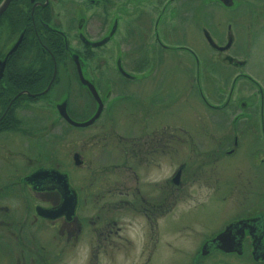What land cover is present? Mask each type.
<instances>
[{"label":"flooded vegetation","instance_id":"af4514ba","mask_svg":"<svg viewBox=\"0 0 264 264\" xmlns=\"http://www.w3.org/2000/svg\"><path fill=\"white\" fill-rule=\"evenodd\" d=\"M6 1L0 0V7ZM227 3L225 0L7 1L0 13V61L19 38L20 42L2 71L0 67V96H4L0 97V166L6 168V165L11 170L0 173V246L4 247L1 254L5 252L7 256L8 252L10 258L18 254L14 264H57L60 261L67 264L84 242L82 246L88 251L86 259L90 264L97 263L100 256L107 257L110 264H264V89L256 77L243 70L246 61L241 57V43L237 44L241 9L249 3L242 0H227ZM212 7L233 10L235 17L233 20L220 18L221 23L212 25L213 16L209 13ZM197 30L203 39L200 44L193 38ZM207 36L216 47L210 45ZM228 42V48L219 49ZM196 46L210 47L216 53L211 56L213 70L223 71L219 78L224 76L225 81L221 83L228 90L221 88L220 94L227 93V97L218 95L217 99L222 101L215 100L221 105L213 106L205 97L204 87L211 83L210 61L209 57L199 56ZM164 55L170 61L180 58L183 87L196 91L210 107H227L225 113L211 120L203 119L201 125L195 123L193 130L183 128L184 121H178V115L168 112L176 100L172 94L178 76L171 70L170 76L165 73L157 77L156 74L152 82H148L150 76L144 73L148 56L161 58ZM182 55L189 58L187 64L182 62ZM128 57L138 58L135 63L139 71H143L141 75L127 77L119 71L117 65L123 67ZM19 58L26 59L27 65L15 64ZM48 59L52 62L51 71L46 65ZM91 59L99 62L93 65L89 62ZM77 64L101 99L105 90L100 83L101 74L106 73L107 67L110 70L112 64L127 81L138 83L135 92L121 95L125 96L123 100L131 101L143 121L142 129L132 133L111 131L107 135L100 131L86 137L89 141L100 137L99 141H94L95 146L103 142L104 152L99 163L80 149L72 153L74 168L86 170L76 177V181H81L79 189L71 185L70 175L64 169V128L66 125L76 127L57 108L65 101L69 117L80 121L89 118L97 107L96 100L80 81ZM172 76L176 79H171ZM166 79L168 88L164 87ZM147 85L156 91L153 98L147 96ZM163 89L173 92L164 93ZM72 97L82 109L72 108ZM161 112L170 113L171 121H161ZM211 122L213 127H210ZM215 135L216 145L204 147L208 139L202 143L200 138L205 140ZM49 137L52 146L51 151H47L52 155L44 157L42 149L48 143L43 144L42 139ZM109 138L113 139L115 148L120 149V160L119 154L114 156L106 148ZM246 141L249 142L251 178H228L223 171V178L215 179L217 184H209L217 185L215 190L220 191L217 199L228 203V209L220 214L216 225L202 224L205 216L201 208L207 202L192 204L173 215L185 186L190 187L193 181L188 179L184 183L183 171L205 170L222 157L231 158ZM179 142H185L184 153L178 152ZM90 143L92 146V141ZM54 149L60 153L58 156ZM33 151L36 153L32 156ZM75 153L78 154L77 164L73 161ZM163 163L174 166V174L166 182L167 189L157 172ZM41 169L67 174L76 193L72 216L62 214L50 218L37 211L38 207H57L62 200L58 188L41 190L28 182L27 177ZM114 169H118L117 178H113ZM179 169V182L175 184L172 178ZM203 180L206 181L204 177L200 179ZM31 181L48 186L47 181L60 180L38 176ZM83 181L111 182L105 192V211L95 214L89 221V225L92 224H87L86 228L77 211L85 199V193L81 198L79 192L85 188ZM130 181H134L133 185ZM138 181L145 182L139 186ZM118 194L122 198L116 203ZM23 197L29 198L25 204ZM129 212L138 224L130 230L126 227ZM37 231L41 233L40 238ZM5 259H1L0 264Z\"/></svg>","mask_w":264,"mask_h":264},{"label":"rangeland","instance_id":"374dc122","mask_svg":"<svg viewBox=\"0 0 264 264\" xmlns=\"http://www.w3.org/2000/svg\"><path fill=\"white\" fill-rule=\"evenodd\" d=\"M245 1L248 4V6L245 8V5L241 9V14H240V24H241V33L237 37V44H240L241 48V57L242 59H245L246 63L243 66V70L248 72L249 74L253 75L256 77L261 84V86L264 89V0H242ZM210 16H213L212 20L210 23L212 25L216 24L217 22L221 23L222 20L220 18H226V19H232L235 17L234 11L233 10H226L222 11L219 8L210 9L209 10ZM219 18V19H217ZM237 19V18H236ZM237 27V26H236ZM239 28V27H237ZM200 32L194 31V40L198 41L199 44L203 42V39L200 37ZM151 44V43H150ZM196 48L198 51H200V57L202 58H208L209 57V65H210V85L208 87H204V92H205V97L207 100H209V103L212 104L213 106H218L221 105L222 103L216 104L215 100L218 102H221L222 100H218L217 96L219 95L222 98L227 97V93L224 95L220 94L221 88L223 91L228 92L226 85L221 82L225 81L224 76L222 78H219V73L223 72L221 70H213V65L214 62L211 58V56L216 55L214 51L209 47V48H201L200 46ZM207 52L205 53L204 50ZM203 51V55L201 52ZM186 55V54H183ZM182 55V62L185 64L186 61L189 62V58H186ZM155 56V55H154ZM167 56V55H166ZM165 55L161 58H158L157 56L152 58L148 56L145 61V69L144 73L150 76L148 79V82H152L153 76L156 74L159 77L162 74H169V72L172 70V72H175V75L177 77V83H173V88L177 86L173 90H167L163 89L162 91L164 93L167 92H173L172 97L176 100H174V104L172 108L169 109L168 112L174 113L177 116L178 121L183 120V128L186 129H194L195 128V123L201 125L202 122L201 120L205 119L211 120L214 119V116L220 115L225 113V110L227 107H220L219 109L216 107H210L205 102L202 100V98L197 94L196 91L190 92V89L188 87H183L180 84V80L182 79V76L184 73L181 71V64L180 63V58L177 57V59L173 58L171 61L169 58H167ZM138 58L137 57H131L126 59V61L123 62V67H121L126 73L132 75L134 74L135 76L141 75L140 72L143 73V71H139V65L136 64ZM157 61L156 64L151 63L152 61ZM179 61V63H178ZM90 63L93 65H97L99 60H90ZM136 62V63H135ZM168 62V64L163 65L162 63ZM135 63V65H134ZM111 65V64H110ZM115 65V64H114ZM114 65L112 64L111 69L109 70L107 67V70L105 71L106 73L101 74L102 81L100 83L103 84L105 87V90L103 89L102 92V101L104 104L105 112L102 113L100 118L90 127L87 128H82V127H70L68 125L65 126V135H64V169L68 174L70 175L71 178V185L77 189L80 186L81 181H76V177L79 175H82V173H85L86 170H80L77 171L74 168L73 162H72V153L77 149L81 150L82 153L87 156L88 158H91L94 162L99 163L100 158L102 156V153L104 152L103 150V142H99L97 145L98 147L95 146V140L99 141L101 138L96 137L93 139H90L92 141V146H91V141H89L88 136L93 137L94 132H105L106 134L110 133L111 131H115L118 133H124L125 131L128 133H132L134 131H138L142 129V123L143 121L140 119V115L137 111H134V107L132 106L131 101H125L123 100L125 96L121 95L123 92H135L138 89V83L135 81H127V79L123 78L118 72L115 71ZM208 65V64H207ZM220 65V64H219ZM118 66V65H117ZM119 66H121L119 64ZM170 66V68L166 67ZM177 68V70L175 69ZM151 69V73L150 70ZM186 72V71H184ZM140 73V74H139ZM195 73L194 70V64H193V74ZM174 74V73H173ZM176 76H172V78L176 79ZM180 76V77H179ZM165 77V75H164ZM169 78V77H167ZM107 79V80H105ZM167 80V79H166ZM108 82V83H107ZM107 83V84H106ZM177 84V85H176ZM108 85L109 87H107ZM168 80L166 81V84L164 85L165 88H168ZM186 86V85H185ZM243 86V85H242ZM241 86V87H242ZM107 87V88H106ZM112 87V88H110ZM151 87V86H150ZM148 87L147 85V91L149 97L154 96L155 90ZM254 88V87H253ZM112 89V90H111ZM101 91V90H99ZM101 94V92H100ZM217 94V95H216ZM146 96V97H147ZM70 98L72 101L71 106L72 108L79 107L80 103L75 102V100ZM86 108H88L89 104L86 102L85 104ZM82 109V108H81ZM172 110V111H171ZM164 112V111H163ZM163 112H161V121L163 122H170L172 116L170 113L167 115H163ZM191 113L194 114V116H191ZM80 118V117H79ZM215 121V120H214ZM213 122H211V126ZM107 134V135H108ZM217 134V133H214ZM100 135V133H99ZM181 136V134H178ZM215 136L211 137H206L200 138L202 143L208 139L205 143H203L204 147H214L216 145L215 142ZM217 138V137H216ZM86 139V140H85ZM88 139V140H87ZM42 143H48L46 144L47 146L42 149L44 151L43 156L45 157L46 154H50L48 151H51V146H52V138L49 137L47 139H42ZM105 139L104 141H106ZM185 140V138H183ZM248 140V139H247ZM200 141V142H201ZM106 148L111 152L112 155L118 156L119 154V160L121 159V154H120V149L115 148L113 145V139L109 138L108 141H106ZM185 142H179L178 145V152L179 153H184L186 151L185 147ZM249 142L246 141L245 145H242L240 148L239 152L233 156V157H222L218 162L215 164L208 166L205 170L203 169H185L183 171L182 175V181L184 183H187L188 179H192L190 187L185 186L184 191L182 192V199L177 203L176 207L174 208V212H172L173 215H175L177 212L181 210H187L190 205L196 204L198 202H207L204 207L201 208V214L205 216L204 221L202 222L203 225L207 226H213L216 225L220 218V214L224 212L225 209L227 208L228 203L224 202L221 198H218V195L220 194V191L215 190L217 185L215 186H210L209 184H217V181L215 179L217 177L223 178L222 172H226V177L228 178H241L244 179L246 177L251 178V173L252 169L249 166V160H248V152L247 148H249ZM102 146V147H101ZM114 146V147H113ZM201 146V148H204ZM33 148L35 146L33 145ZM200 149V147H199ZM48 150V151H47ZM201 151V150H200ZM29 153V150H28ZM36 151H33L30 155H34ZM54 154L58 156L60 153L54 149ZM181 155L177 157V160L180 158ZM118 159L114 160L117 161ZM233 163V164H231ZM233 165V166H232ZM6 168H3L0 166V173H6V171L3 170H9L8 166L4 165ZM92 166V165H91ZM232 166V167H231ZM237 166V167H236ZM19 171H21V166L18 167ZM221 168H224L222 170ZM118 169H114V174L113 178L118 177ZM11 171V170H9ZM159 174V177H161V181L163 184V187L167 185V180L174 174V166L173 164L170 163H163L160 170L157 171ZM153 176V175H152ZM155 177V176H153ZM203 177L205 178L206 181H200L202 180ZM210 178L211 180H208ZM103 179H105V174L103 175ZM89 182V184H88ZM110 181H83V184L85 185L84 190H80V194H82L81 198L84 196L85 193V199L81 202L80 206H78V214L80 215L82 221H85V228L86 225H89V221L94 219L95 214H99V211H105V204H107V196L105 194L108 185ZM143 182L145 181H138V185L140 186L141 184L143 185ZM111 183V182H110ZM134 181H130V184L133 185ZM166 189L168 188L165 187ZM225 188V186H224ZM223 189L221 188V191ZM20 192H22L20 190ZM180 192V191H179ZM97 194V196H95ZM101 194L103 196L101 197ZM117 194V193H116ZM181 194V193H180ZM210 196L208 198V196ZM116 196V203L121 202L120 199L122 198V195H115ZM216 196V197H212ZM212 197V198H211ZM24 198V197H23ZM28 198V197H27ZM26 198V199H27ZM115 198V197H114ZM113 198V199H114ZM211 198V199H210ZM25 199V198H24ZM26 199L24 204L26 203ZM29 200V198H28ZM18 210V208H16ZM26 210H28V207H26ZM18 213L17 215H19ZM126 217V222H127V229L130 230L131 227H136L138 224L136 222V217L133 216V213H128ZM92 216V217H90ZM92 224V223H91ZM90 224V225H91ZM89 225V226H90ZM40 231H37V235L40 238ZM4 245V243H3ZM84 245V242L81 244V246ZM79 246L77 250L75 251L73 258L68 261L67 264H90L87 259H86V253L88 252L87 249L84 246ZM4 248L0 246V260L3 258H6L5 262L2 261V264H14L15 258L18 256L15 255L12 258H10L9 254L7 252V256H5V252L1 254V249ZM57 264H63L58 262ZM94 264H110L107 257L105 256H100L98 259L97 263Z\"/></svg>","mask_w":264,"mask_h":264},{"label":"water","instance_id":"95a60500","mask_svg":"<svg viewBox=\"0 0 264 264\" xmlns=\"http://www.w3.org/2000/svg\"><path fill=\"white\" fill-rule=\"evenodd\" d=\"M7 1L5 2L4 5H2L0 7V13L4 10ZM225 4H228L227 0H225ZM207 40L211 46L216 47L214 41L211 39L210 36H207ZM19 42H20V38L9 49V51L5 55V57L0 61L1 71H2V68L4 67V65L7 61V58L14 52V50L16 49ZM229 45H230V42H228L225 46L219 47V49H221V50L226 49V48H228ZM74 59L75 60L77 59L76 56L74 57ZM77 66H78L77 69H78L80 81L83 84V86L88 88V90L90 91V93L92 94L94 99L96 100L97 107H96L94 113L89 118H87L85 120H80V121L74 120V119L69 117V115L67 114L65 101L58 104L57 108H58L59 113L73 126H75V127H87V126L93 124L99 118V116L102 113L104 104H103V101H102L101 97L99 96L96 88L92 84V82H90L88 79H86L82 75L79 64H77ZM118 68H119V71L124 76L130 77V75L128 73H126L119 65H118ZM73 161L75 164L79 163L77 153H75L73 155ZM180 170L181 169H179L172 178V180L175 184L179 182V176H180V172H181ZM38 176L44 177V178H56L57 177V179H59L60 181H47L49 183L48 184L49 187L47 185L46 186H39L36 181H31V179H33L34 177H38ZM27 178L29 179L28 182L32 183L34 185V187L37 189H41V190L43 188H49V189L51 188L52 189V188L56 187L59 189V191L62 194V200H61V203L59 206L51 207V208H42V207L37 208V211L39 212V214L41 216L52 218V217L62 215V214H65L66 217H70L73 215L74 210H75V206H76V193L73 190V188L70 186L67 174H61L58 171H55L53 169H50V170L41 169V170H38L37 172L33 173L31 176H28Z\"/></svg>","mask_w":264,"mask_h":264},{"label":"trees","instance_id":"16d2710c","mask_svg":"<svg viewBox=\"0 0 264 264\" xmlns=\"http://www.w3.org/2000/svg\"><path fill=\"white\" fill-rule=\"evenodd\" d=\"M11 60H12V59H11ZM11 60H10V61H11ZM12 61H13V60H12ZM12 61H11V62H12ZM11 62H10V63L8 62V66H10ZM15 64H17L18 66L23 67V66L27 65V63H26V59L19 58V59H18V62H16ZM46 65L49 66V70L51 71V69H52V62H51V60H49V59L46 60ZM50 71H49V73H51ZM0 97H1V98H4V96H0ZM78 120H79V119H78Z\"/></svg>","mask_w":264,"mask_h":264}]
</instances>
